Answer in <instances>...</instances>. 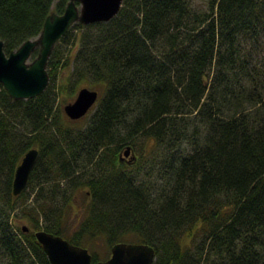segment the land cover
Wrapping results in <instances>:
<instances>
[{"label":"trees","instance_id":"obj_1","mask_svg":"<svg viewBox=\"0 0 264 264\" xmlns=\"http://www.w3.org/2000/svg\"><path fill=\"white\" fill-rule=\"evenodd\" d=\"M66 2L0 0L5 52ZM263 32L264 0H122L110 19L76 20L58 38L43 91L12 98L0 83V264H52L41 228L88 247L92 262L109 255L92 248L97 238L110 251L132 234L153 245V264H264V68L252 61ZM69 63L74 80L59 84ZM81 79L102 92L75 124L60 93ZM150 138L164 162L148 159L164 179L157 195L136 159H120L127 144L147 159ZM30 147L27 185L13 194Z\"/></svg>","mask_w":264,"mask_h":264},{"label":"water","instance_id":"obj_2","mask_svg":"<svg viewBox=\"0 0 264 264\" xmlns=\"http://www.w3.org/2000/svg\"><path fill=\"white\" fill-rule=\"evenodd\" d=\"M75 1L67 0L61 13L50 11L37 35L23 40L8 52L3 49L0 38V83L10 97L28 98L43 91L49 80V55L55 42L73 22L108 20L122 3V0H77L78 6ZM35 48H38L37 54L29 60ZM97 95L96 88L81 86L74 98L64 103L62 108L68 117L79 118L92 106ZM122 152L123 155L131 153L130 159L135 157L130 144ZM37 154L38 148L30 147L17 163L11 184L13 194L27 185ZM120 159H123L121 153ZM21 227L28 229L26 223ZM34 235L52 264H153L154 260V247L147 242L117 241L110 247L106 258L92 262L91 252L86 246L74 244L66 237L43 228L35 230Z\"/></svg>","mask_w":264,"mask_h":264},{"label":"rangeland","instance_id":"obj_3","mask_svg":"<svg viewBox=\"0 0 264 264\" xmlns=\"http://www.w3.org/2000/svg\"><path fill=\"white\" fill-rule=\"evenodd\" d=\"M75 2L78 6L80 5L77 0ZM191 5H192L193 9H203L206 5V0H191ZM258 38H259V41L261 44L260 45L258 44V46H256V50L253 51L254 56L252 58V61H255L256 63L260 64L264 68V65H263V63H264V32L260 33ZM250 43H252L251 40L246 39V41H243L241 44L242 49H245L246 47H248V45ZM75 49H76V46L71 48L70 52L73 53ZM37 51H38V48H37ZM32 57L33 56H31L29 58V60ZM71 67H72V65H71V63H69V65L65 66L64 68H62L59 71L58 80H57V82H59V84L68 85L70 83V79L74 80V76L71 75ZM213 71H214L213 68H211L210 74ZM81 86L96 88L98 90V95H100L102 92V88L100 86H98L94 83H91L89 80H86V79H81L79 81L76 80L74 83V86L73 87L70 86L71 90L69 89V92L64 90L63 93L62 92L60 93V97H63V99L61 98L59 101L61 108H62L64 103H66V102H68L74 98L76 91ZM64 93L66 95L63 96ZM98 95H97V97H98ZM90 112H91V110L90 111L87 110V112L84 115H82L79 118H76L75 121H74V119H72L70 117H68V118L71 119L72 121H74L75 124H82ZM144 143H145L144 146L146 148L145 151H146L147 159H145L144 161L143 160L139 161L138 152L135 150L137 158L134 157V159H136L134 164H136V165L138 164L139 169L138 170L136 168H133V169L136 170L135 173L137 174V176L139 178H142L145 180L151 179V182L154 184V185H152V191H153V193H155L157 195L159 193L158 187H163V185L161 183L164 182V179H163V177H159V173H157L155 169L149 170L148 167H150V163H149L148 159L150 158V160L156 166L157 165L164 166V162H161V161H163L161 158L162 152L159 148V144L155 145V141L152 138L144 140ZM161 146L163 149L162 144H161ZM188 147H189V145L186 147L183 146V148H181V152L182 153L186 152L188 150ZM121 156L124 160H128L131 157V153H129L128 155H123V152L121 151ZM150 171L152 174L149 173ZM28 189H30V187H28ZM84 203H85V199L83 198V195L81 193H79L75 199L74 204L72 205L71 211L69 212V220L71 222H76V220L80 217V215L83 212ZM23 223H25V221H22V220L18 221L19 225H21ZM126 236L127 237H125V238L127 241H131L134 239L132 234H127ZM97 243L98 244L94 245L92 248H96L97 250H99L100 254L107 255L108 253H110V251H108V248H107L106 244L104 243V241L102 242L101 237L97 238Z\"/></svg>","mask_w":264,"mask_h":264}]
</instances>
